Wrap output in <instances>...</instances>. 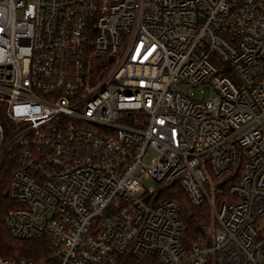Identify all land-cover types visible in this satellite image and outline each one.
Returning a JSON list of instances; mask_svg holds the SVG:
<instances>
[{"label": "built area", "instance_id": "built-area-1", "mask_svg": "<svg viewBox=\"0 0 264 264\" xmlns=\"http://www.w3.org/2000/svg\"><path fill=\"white\" fill-rule=\"evenodd\" d=\"M11 151L4 226L48 257L0 264H264V0H0ZM172 185L208 205L202 244Z\"/></svg>", "mask_w": 264, "mask_h": 264}, {"label": "trees", "instance_id": "trees-1", "mask_svg": "<svg viewBox=\"0 0 264 264\" xmlns=\"http://www.w3.org/2000/svg\"><path fill=\"white\" fill-rule=\"evenodd\" d=\"M244 158L242 151H238L235 165L224 177L225 188L231 184H237L242 174ZM17 168V160L14 151L6 154L0 164V256L7 259L26 260L36 263L45 261L48 250L36 242L18 241L13 239L4 226V219L13 203L8 197L10 178ZM226 190V189H225ZM226 192L222 194L224 198ZM217 199V198H216ZM159 201H175L180 207V218L184 226V246L189 247L193 243L202 244L215 229L210 209L206 203L195 207L186 198L183 191L176 185L168 187ZM124 264H159L154 257L147 260L128 258Z\"/></svg>", "mask_w": 264, "mask_h": 264}, {"label": "rangeland", "instance_id": "rangeland-1", "mask_svg": "<svg viewBox=\"0 0 264 264\" xmlns=\"http://www.w3.org/2000/svg\"><path fill=\"white\" fill-rule=\"evenodd\" d=\"M200 90H202V93ZM193 94H194L195 98H197V99H202V98L203 99H210L213 97L212 88L209 85L203 86L202 88L194 89ZM144 183H146L147 187H150V188L156 187V184L152 180H144ZM214 192H215L214 190L209 191V194H210L212 199L215 198ZM210 231H211L210 232V234H211L213 231L212 230H210Z\"/></svg>", "mask_w": 264, "mask_h": 264}, {"label": "water", "instance_id": "water-1", "mask_svg": "<svg viewBox=\"0 0 264 264\" xmlns=\"http://www.w3.org/2000/svg\"><path fill=\"white\" fill-rule=\"evenodd\" d=\"M222 185H223V183L218 184L217 185V189H221L222 188Z\"/></svg>", "mask_w": 264, "mask_h": 264}]
</instances>
